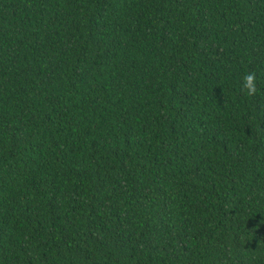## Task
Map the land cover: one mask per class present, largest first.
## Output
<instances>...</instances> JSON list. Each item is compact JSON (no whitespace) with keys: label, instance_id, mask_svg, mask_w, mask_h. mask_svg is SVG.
<instances>
[{"label":"trees","instance_id":"obj_1","mask_svg":"<svg viewBox=\"0 0 264 264\" xmlns=\"http://www.w3.org/2000/svg\"><path fill=\"white\" fill-rule=\"evenodd\" d=\"M0 264H264V0H0Z\"/></svg>","mask_w":264,"mask_h":264},{"label":"clouds","instance_id":"obj_2","mask_svg":"<svg viewBox=\"0 0 264 264\" xmlns=\"http://www.w3.org/2000/svg\"><path fill=\"white\" fill-rule=\"evenodd\" d=\"M256 77L255 74H246L244 78V86L248 90L249 94L255 92L256 90Z\"/></svg>","mask_w":264,"mask_h":264}]
</instances>
